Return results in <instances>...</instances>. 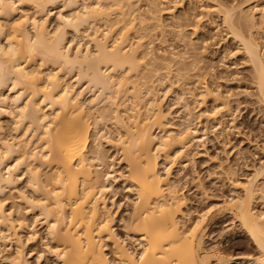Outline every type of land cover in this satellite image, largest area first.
Masks as SVG:
<instances>
[{"label": "bare ground", "instance_id": "1", "mask_svg": "<svg viewBox=\"0 0 264 264\" xmlns=\"http://www.w3.org/2000/svg\"><path fill=\"white\" fill-rule=\"evenodd\" d=\"M137 2L0 0V263H32L24 249L39 236L26 215L39 210L36 216L43 217L46 227L42 238L50 244L45 252L57 264H237L246 256H230L220 244L210 249L206 244L210 226L226 213L249 237L257 255L250 259L264 264V211L255 207L258 199L264 203V163L246 182L230 179L240 196L210 207L188 224L191 212L184 211L187 198L183 185L173 179L172 165L179 154L206 139L208 123L213 130L225 128L234 116L232 104L220 90L200 80L202 84L190 88V96L200 106L207 99L214 105L195 112L185 98V88L178 86L177 102L185 116L180 124L173 121L160 95L172 93L171 72L179 66L177 76L178 71L184 73L188 53L176 52L173 44L168 45L170 53L159 51L153 48L154 39H145L154 30L167 37L162 16L170 15L175 21L177 6L163 9L160 1L150 0L146 17L137 14ZM211 2L215 7L208 11L221 18L251 65L255 97L264 106V47L256 36V30L264 29V0ZM57 9H61L59 22L51 29L49 17ZM143 25L153 26L148 28L152 33ZM197 27L201 29L197 23L194 34ZM176 31V39L188 47L183 30ZM196 58L191 64L198 62ZM5 116L14 122L12 139L2 124ZM109 121L116 127V137L101 128ZM35 136L40 146L33 142ZM103 142L121 152L126 172L115 169ZM42 168L50 172L46 179ZM23 182L33 197L19 187ZM119 182L135 197L131 216L123 223L125 238L115 229L118 211H112V206L116 201L108 198ZM9 192L31 212L8 210ZM36 216L35 223L39 222ZM28 230V235L20 234ZM131 240L141 246L139 252L128 246ZM13 243L16 252L5 255V248Z\"/></svg>", "mask_w": 264, "mask_h": 264}, {"label": "rangeland", "instance_id": "2", "mask_svg": "<svg viewBox=\"0 0 264 264\" xmlns=\"http://www.w3.org/2000/svg\"><path fill=\"white\" fill-rule=\"evenodd\" d=\"M137 1H139L137 2V5L135 4V9L136 6L138 7L137 9H139V11H137V14H145L149 10L148 1L150 0ZM158 1L162 3V6H160V8L162 7L163 9L173 4L177 6L174 12L175 17L173 15L175 21L172 20L173 18L170 15L163 14L162 20L165 25L164 30L168 31L166 35L167 37H160L159 30V32L157 30V32H154L155 30L153 31V33L150 32L149 30H151L153 27H151V25H148L149 30L146 27L147 25H143V27L147 28L145 29L147 33H152V36L151 34L150 36L148 35L149 37H147L145 41L147 40L146 42H149L150 40L153 41L154 39L153 48L159 51H167L170 53L173 50H171L168 45L173 44V47H176V52H185V54L188 53V55H186L188 57H186L187 59L185 61V64H187L188 67L184 71L185 74L182 72V70L181 72L183 73V75L180 71H178L180 76H177L178 73L176 69L179 66H175L171 72L172 80H170L171 82L173 81L172 83H174L175 88L173 87V89H171L172 91H169V93H172L167 94L166 96H159L160 98L164 99H161L163 109L168 110L167 112L171 111V114L173 116L172 119L175 123H182L181 120L184 119L182 117L185 116V112H183V109H181L180 107V101L177 102V95L181 93L177 88L178 86H181L183 89L185 88L186 92L188 93V96H186L185 98L188 99L187 102L191 105V108L195 109V112H199V110L203 111V109L206 110L207 108L211 109L214 105V103L211 102L212 99H207V103L205 102L206 104L204 103L202 106H200V104L195 102V99H193L189 94V91L191 90L190 88L192 86L194 88L195 84H197L201 80L202 82L206 81V83H208V85L212 87L211 89L214 88L213 90L217 89L222 92L224 97L231 102L234 115V118L232 117V122V118H230V120L227 119L225 128L221 127L223 128V130L221 128L218 129V127V130H213V128H211L212 124L210 123V125L208 123V128L210 129H206V139H204L202 143H199L195 147H192L191 149L185 151L183 154H179V157H177V159L174 161V165H172L173 179H178L180 181V185H183L182 192L187 198L188 208L186 207L184 211L186 213L191 212V215L188 216V218L190 219L188 224L190 225L194 221H196L198 215L202 214V212L204 211H207L210 207L216 206V204H223L225 200L231 197H235L236 195L240 196L242 192L239 190L237 191L233 188L230 179L235 177L243 182H246V180L254 176L255 167H259L264 163V106H262L263 104H260V102L257 101L258 99L255 97L256 89L255 85L253 84V70L250 67L251 65H249L246 57L244 56L245 54L243 53V51H241V47L238 46L239 44L236 43L234 39H232L227 29L224 28V24H221V18L210 13V10L208 11L210 7H215L214 3L211 2V0H207L210 1V3L205 2L206 0H200V2H198L199 0L197 2L195 0H168V3H165L164 0ZM221 1H224V3L227 4H233V2L237 4L244 0ZM202 8H204V11L205 8H207L206 12L202 11ZM248 9H246V11ZM60 10H55L53 15H50L49 17L51 29L55 28V26L58 25L59 21L57 20V18L59 16V13L61 12ZM64 12L66 13V11ZM207 12H209L212 16ZM29 13H32V11L30 10ZM257 17L258 20L259 18L261 19V15H257ZM211 18L213 20H211ZM199 19H201V22H197L199 21ZM216 22L217 24H215ZM139 23L140 22L138 21L136 22L138 30L140 28V26H138ZM197 23L198 26H201V29L200 27H197L198 33L194 34V28L196 27ZM210 23H213L212 27L210 26ZM140 25L142 26V24ZM143 27L142 30L144 29ZM170 28L172 30L174 29V32L172 30L170 31ZM176 30H183L182 36L184 39L187 38L186 42H188V47H186L187 43L185 45V43L179 41L178 38L176 39ZM178 31L176 32L178 33ZM263 31L264 29L260 30L261 33H258V31L256 30V36L257 38L259 37V40L264 47ZM143 32L140 33L144 34ZM146 32L145 34L147 35ZM164 38L167 39L165 40ZM162 39L167 42H164L163 44ZM202 52L206 53L204 54V56L206 55L205 57L203 56ZM195 58L196 60H198V62L196 61L198 64L196 62H194L195 64H191L193 61H195ZM184 67H186V65ZM150 69L152 73L153 67H150ZM146 70L148 71V69ZM162 71L164 70H161V73L165 72ZM71 73L73 74L74 72H70V78L72 77L70 76ZM144 74L146 75V73ZM152 80L155 79L153 78ZM202 82H199L198 84H202ZM201 86L202 85H200V87ZM199 90L200 89L196 90V92L194 90V92L198 94L200 93ZM86 98L88 99V97ZM175 102H177V104ZM10 119L11 118L7 116L2 118V124L3 126H5L4 129L6 130L5 132L10 136L9 139L11 138V136L13 138V136H15L16 134L15 131L12 130L15 129L14 122ZM106 124H108V128L104 126L105 123L101 124V128L104 131L110 130L113 133L111 134V136L116 137V127L112 125L110 121ZM228 124L230 125L228 126ZM206 132L204 131L202 133ZM29 136L30 138H32L33 134L32 136ZM33 142L36 144V146H40L39 138L36 137L35 140L33 139ZM103 145L104 150L107 151L105 153L115 160V169L118 172H126L127 169L126 165H124L122 161L121 152L107 145L105 142H103ZM183 160L186 161V166H182L180 164V162ZM179 169L181 170V172H179ZM229 172L232 174L231 178L229 176ZM40 173L43 175V179H46L48 174H50L47 168H42L40 170ZM23 177H25L23 178V181L26 182V178L28 176L24 175ZM24 182L23 184H20L19 187L31 197L33 195L32 190H30L28 185L26 183L24 184ZM122 184V182L115 183L114 187L116 190L114 191L116 193H109L108 198L111 200L114 199L116 201V205H113L111 204V200H109V206L111 207L113 205L112 211H115V213L116 211H118L116 215V218L118 220L116 222L115 229L122 238H125L127 236L125 234L126 231L123 226L127 222L126 220L131 216V202L133 201L132 198L134 199L135 197L134 194H129L127 190H125V187L123 186L124 184ZM16 197L17 196L12 192L8 193L6 197L8 198V200L6 201V203L8 202V210L20 209L21 214L22 212L24 213L25 211L31 210L28 208L29 206L25 205V203H21L20 200ZM256 202L257 203L255 204V207L257 208V210L264 211L263 201L261 199H258ZM32 211L34 212L35 210ZM33 212H31L33 215H26V219L29 224H34L35 232L38 233L39 237L35 241H33L30 246H25L26 248L24 249V255L28 253L26 256L30 260V263L32 262L31 264H37L39 262V255L43 253V260L40 259V264H57V261L54 260L55 258L53 256H50L49 253L45 252V247L49 246L50 244L47 242V240L43 241L42 238L46 233V227L42 225L44 219L43 217L39 219L40 214L39 216H36L38 215L39 210H36L35 213ZM21 214H19V216ZM34 215L39 219V222L35 223ZM120 220L123 222H121ZM209 230V236L207 238L208 240L206 241L207 248L210 249L211 247H213V245L220 244L221 246H219L223 248V250L230 256H246V259L245 257H243V261H237V264H255V262L253 263L252 259H250V256H255L256 258V251L254 250L252 243L250 239H248L249 237L247 236L245 231H243V229L239 226V223H236V221H234L233 217L230 214L226 213L217 218V220L212 223ZM26 232L29 233L31 231H25L23 232L24 234L22 233V231H20V234L23 236L28 235ZM127 244L133 251L139 252L141 249V246L139 247V245L134 240H131V242L127 241ZM110 248L111 246L108 247V253L110 252ZM5 249V252L7 253H5V255H11L16 252L17 246L13 243ZM109 255H112L111 252L109 253ZM2 263L6 264L3 261L0 264Z\"/></svg>", "mask_w": 264, "mask_h": 264}]
</instances>
